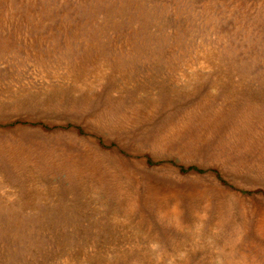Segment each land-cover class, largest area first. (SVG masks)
Wrapping results in <instances>:
<instances>
[{
  "label": "rangeland",
  "instance_id": "rangeland-1",
  "mask_svg": "<svg viewBox=\"0 0 264 264\" xmlns=\"http://www.w3.org/2000/svg\"><path fill=\"white\" fill-rule=\"evenodd\" d=\"M0 264H264V0H0Z\"/></svg>",
  "mask_w": 264,
  "mask_h": 264
}]
</instances>
